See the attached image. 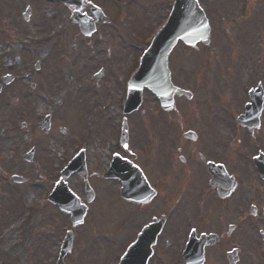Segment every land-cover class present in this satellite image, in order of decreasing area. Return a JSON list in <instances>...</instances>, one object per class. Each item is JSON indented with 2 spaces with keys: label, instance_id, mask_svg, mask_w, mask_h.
Instances as JSON below:
<instances>
[{
  "label": "rangeland",
  "instance_id": "374dc122",
  "mask_svg": "<svg viewBox=\"0 0 264 264\" xmlns=\"http://www.w3.org/2000/svg\"><path fill=\"white\" fill-rule=\"evenodd\" d=\"M228 1L200 0L215 34L210 46H200L198 52H193L179 45L171 53L169 67L173 80L193 94L190 102H178L179 107L172 114L178 115L180 125L177 127L175 124L176 127L171 129L196 132L199 142L194 146L201 144L204 148H211L217 141L224 145L228 138L233 147H240L238 150L235 148L240 154L233 152L229 158L235 161V165L231 161L233 169L245 172L243 190L248 200L253 196L256 179L250 158L257 150L264 151V111L262 124L254 136L241 129H238V136L234 133L236 129H230L226 123L228 119L215 115H221L219 105L232 102L231 98L237 101L238 106L243 98L241 84L245 89L258 81L264 85V10L256 9V2L250 4L253 11L250 9L245 25H241L240 30L234 28L225 32L224 26L229 22L224 21L222 4ZM96 3L110 10L107 3L104 5L101 0H96ZM126 5L131 14L141 15L137 17L139 22L136 18L128 21L127 10L123 11ZM163 6L158 0H133L131 3L125 0V6L118 10L124 19L112 21L116 25L114 33L117 36L110 42L111 61H106L109 32H105L107 29L112 31L114 25L100 24L92 33L103 39L98 49L97 37L80 34L77 26L68 21L69 9L58 0H0V74H11L16 78L2 88L0 95V264L54 263L57 254L55 244L61 239L63 228L69 224L66 213L47 203L45 197L57 179L56 174L78 147L76 141L80 138L76 139L75 134L84 130V135H88H85V163L91 174V186L97 194L87 205L84 223L80 227H71L76 234L65 264L116 263L132 237L128 236L131 230L127 214L129 205L118 202L110 192L104 194L105 189H100L104 186L97 185L100 183L107 190H112L117 183H101L95 175L104 172L108 166L113 135L117 131L116 122L119 123L122 115L123 80L137 66V58L135 61L133 58L147 47V43L142 41L162 18L158 12ZM26 8L30 9L27 21L22 18ZM150 9L157 11L152 19L146 15ZM119 39L124 42L119 44ZM133 44L138 49L133 48ZM61 54L64 56L62 61ZM94 56L100 60H93ZM37 62L39 68L35 69ZM100 67H103L100 86L94 88L95 80L91 75ZM192 81L195 84L191 85ZM143 98L141 109L127 115L131 137L135 136L129 148L139 150L138 146L146 144V150L151 152L157 163L163 147L160 137L168 127L158 126L161 118L155 110L154 97L144 92ZM235 111L232 109L231 114ZM47 113L52 114L49 128L39 129L37 125ZM153 113L157 116H152ZM24 122L26 125L21 126ZM143 134L148 135L146 142L142 140ZM211 134L214 135L212 140ZM231 136L235 139L232 142ZM236 136L239 138L237 143ZM31 148L35 149L32 160L26 162L23 156ZM143 163L139 162L145 169ZM13 174L24 177L26 181L20 184L12 182L10 177ZM67 182L75 192L82 186L79 177H71ZM189 204L193 201L187 200L180 207ZM259 245L257 235L247 231L242 264H264L256 251ZM161 253L163 255L159 253L152 258V264L167 262L169 254L171 261L174 259V249L162 247ZM206 264L211 263L207 261Z\"/></svg>",
  "mask_w": 264,
  "mask_h": 264
},
{
  "label": "flooded vegetation",
  "instance_id": "af4514ba",
  "mask_svg": "<svg viewBox=\"0 0 264 264\" xmlns=\"http://www.w3.org/2000/svg\"><path fill=\"white\" fill-rule=\"evenodd\" d=\"M252 3H255L256 9L264 10V0H229L224 3V21L229 22L224 26L225 32L234 28L240 30L245 25L251 14L250 9L253 11ZM224 107L227 109L229 104ZM177 118L178 115H175V119L168 121V129L160 137L163 146L160 161L152 162L150 168H141L148 184L154 189V196L142 203L130 200L132 209L129 220L137 227L139 220L163 219L164 224L157 236L154 252L156 255H163L162 247L174 249L178 264H182L178 250L185 245L193 227L197 229L195 236L212 234L210 244L204 249L206 261L211 264H229L228 252L237 249V258H232V261L234 264H242L247 228L259 231L260 238L264 239L261 233L264 232V181L253 167L252 172L256 179L252 190L253 205L248 216L251 221L247 223V198L243 190L245 172L243 169L232 168L231 161L232 165H235V161L229 156L234 151H228L223 146H194L199 142L197 137L189 141L182 138L181 131L171 129L176 127L173 122L179 127ZM162 122L164 121L160 125ZM166 145L169 147L165 148ZM128 157L134 160L133 157ZM135 162L137 163L136 160ZM104 181L111 184V181L118 182V179ZM96 194L94 192L93 196ZM187 200L193 201V204L185 206L186 208L180 207ZM134 205L141 208L134 209ZM171 258L169 254L167 264H171Z\"/></svg>",
  "mask_w": 264,
  "mask_h": 264
},
{
  "label": "water",
  "instance_id": "95a60500",
  "mask_svg": "<svg viewBox=\"0 0 264 264\" xmlns=\"http://www.w3.org/2000/svg\"><path fill=\"white\" fill-rule=\"evenodd\" d=\"M186 2V0H185ZM184 6V4L182 2H180L177 7H179L180 9H183L182 7ZM195 18V17H193ZM200 23H197L196 20L194 19V21L187 27H190L191 25L196 24L197 26H200L201 28L197 29L194 33L197 34L199 36L198 39H187L186 42L188 44H195L196 42H198L199 40L203 43L207 42V37H208V28L205 27L204 21L200 20ZM171 24H175L172 19L170 21V23L165 27L166 29L162 32H160V35L155 42L153 43L152 47L149 49L148 54L146 56L145 59L142 58V63H141V68L139 70V72L137 73V77H136V81H139V75H143L144 73H151L153 72V68H157L160 65H162L163 67L166 66V60H167V55L171 49V47L173 46L174 42L173 39L171 38L174 34L177 35L174 31ZM178 25V24H176ZM186 26V25H185ZM141 83L139 85V83L137 85H139V88L142 87ZM175 92L176 90L173 89ZM172 90V91H173ZM155 93H157V91H154ZM181 93V92H180ZM137 97L139 98V91H137ZM158 94V93H157ZM182 94H185L182 92ZM59 188V187H58ZM55 202L59 201L57 199H54ZM141 239L138 240V242L134 245V247L129 251V254H127L126 257L123 258V260L121 261L120 264H132V250L134 251L138 246L141 245ZM147 246V243H146ZM148 254H145L136 264H145L146 259H147Z\"/></svg>",
  "mask_w": 264,
  "mask_h": 264
},
{
  "label": "snow or ice",
  "instance_id": "6c2138e0",
  "mask_svg": "<svg viewBox=\"0 0 264 264\" xmlns=\"http://www.w3.org/2000/svg\"><path fill=\"white\" fill-rule=\"evenodd\" d=\"M197 3H199V0H197ZM205 27H207V25H205ZM97 75H100V73H97ZM139 89L137 88L136 84L133 82H130L127 85V91H138ZM125 149H127L128 145L125 144L124 145ZM197 231V229L195 227L191 228V232L195 233ZM129 247H132V245H129Z\"/></svg>",
  "mask_w": 264,
  "mask_h": 264
}]
</instances>
